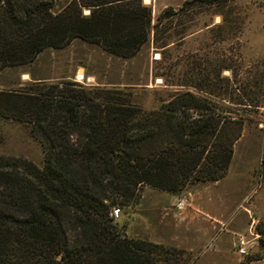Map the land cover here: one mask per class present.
<instances>
[{
	"label": "trees",
	"instance_id": "16d2710c",
	"mask_svg": "<svg viewBox=\"0 0 264 264\" xmlns=\"http://www.w3.org/2000/svg\"><path fill=\"white\" fill-rule=\"evenodd\" d=\"M195 1L231 0H187L154 23L142 0H0V71L74 39L131 58L152 34L171 37ZM224 69H200L198 83L179 84L196 92L152 108L118 86L36 80L0 91V115L29 123L43 151L42 166L0 154V264H190L177 247L124 236L111 212L136 204L144 185L177 195L226 175L244 125L228 104H250L233 97Z\"/></svg>",
	"mask_w": 264,
	"mask_h": 264
},
{
	"label": "rangeland",
	"instance_id": "374dc122",
	"mask_svg": "<svg viewBox=\"0 0 264 264\" xmlns=\"http://www.w3.org/2000/svg\"><path fill=\"white\" fill-rule=\"evenodd\" d=\"M142 1L151 8L154 23L164 9H178L187 0ZM169 31L171 37L165 33L158 43L152 34L131 58L80 39L47 48L29 63L1 70L0 91L24 89L36 80L118 86L152 108L175 90L196 92L179 84L198 83L200 69L215 74L230 65L221 77L229 78L233 97L250 105L228 104L244 125L226 175L190 182L177 195L144 185L139 201L122 207L114 220L118 228L125 226V235L183 250L190 264H264V0L195 1L175 16ZM0 154L42 166V146L32 137L30 124L8 115H0ZM181 196L191 204L179 211L174 203ZM241 241L246 255L238 251Z\"/></svg>",
	"mask_w": 264,
	"mask_h": 264
},
{
	"label": "built area",
	"instance_id": "2783aa9c",
	"mask_svg": "<svg viewBox=\"0 0 264 264\" xmlns=\"http://www.w3.org/2000/svg\"><path fill=\"white\" fill-rule=\"evenodd\" d=\"M191 200L188 196H181L176 199V202L174 203V206L177 210L182 211L186 207L190 206ZM121 213V208L120 207H114L112 209L111 215L114 218H118ZM241 246L239 247V253L242 255H246L248 253V249L245 248V242L241 241Z\"/></svg>",
	"mask_w": 264,
	"mask_h": 264
},
{
	"label": "bare ground",
	"instance_id": "6f19581e",
	"mask_svg": "<svg viewBox=\"0 0 264 264\" xmlns=\"http://www.w3.org/2000/svg\"><path fill=\"white\" fill-rule=\"evenodd\" d=\"M81 72H82V71H80V72L78 73V75H77L78 78H81V77H82V76H81Z\"/></svg>",
	"mask_w": 264,
	"mask_h": 264
},
{
	"label": "water",
	"instance_id": "95a60500",
	"mask_svg": "<svg viewBox=\"0 0 264 264\" xmlns=\"http://www.w3.org/2000/svg\"><path fill=\"white\" fill-rule=\"evenodd\" d=\"M125 236V234H123Z\"/></svg>",
	"mask_w": 264,
	"mask_h": 264
}]
</instances>
